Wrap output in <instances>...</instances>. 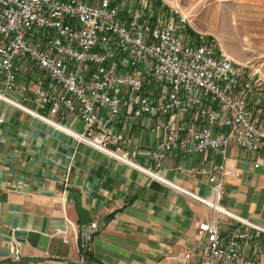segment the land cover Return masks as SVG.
Segmentation results:
<instances>
[{
  "label": "built area",
  "instance_id": "built-area-1",
  "mask_svg": "<svg viewBox=\"0 0 264 264\" xmlns=\"http://www.w3.org/2000/svg\"><path fill=\"white\" fill-rule=\"evenodd\" d=\"M152 12L150 3L129 0H0V99L175 189L181 188L160 173L172 150L219 156L190 167L211 191L209 197L186 192L214 215L198 225L182 261L264 264V227L219 204L225 179L238 175L225 167L228 147L255 152L261 144L254 121L262 102L258 70L235 63L204 34L193 41L177 9L166 17ZM66 115L83 130L63 125L59 118ZM141 117L156 132L146 151L127 134ZM142 154L151 167L136 161ZM222 216L237 223L226 225ZM95 228V221L83 225L84 247ZM20 252L11 247L13 262Z\"/></svg>",
  "mask_w": 264,
  "mask_h": 264
},
{
  "label": "crops",
  "instance_id": "crops-1",
  "mask_svg": "<svg viewBox=\"0 0 264 264\" xmlns=\"http://www.w3.org/2000/svg\"><path fill=\"white\" fill-rule=\"evenodd\" d=\"M168 3L187 18L189 33L204 34L235 63L258 70L262 102L254 121L261 144L255 152L228 147L225 167L238 175L225 179L219 204L264 227V0H153L159 11ZM9 96L45 112L16 93ZM0 119V264H184L182 253L197 240L198 225L214 215L187 192L210 196L206 177L190 167L219 156L172 150L160 173L181 188L175 189L1 99ZM59 121L83 130L70 115ZM152 122L141 117L127 128L143 151L156 142ZM136 161L152 166L143 154ZM90 221L96 228L84 247L82 227ZM13 245L21 251L17 263Z\"/></svg>",
  "mask_w": 264,
  "mask_h": 264
},
{
  "label": "rangeland",
  "instance_id": "rangeland-1",
  "mask_svg": "<svg viewBox=\"0 0 264 264\" xmlns=\"http://www.w3.org/2000/svg\"><path fill=\"white\" fill-rule=\"evenodd\" d=\"M129 1L133 5H137L138 4V0H129ZM141 2H147L148 4L150 3L152 5V9H153L152 16H154V15H158V16L162 15L163 16L164 15L166 17V16H168V14L170 13L171 10L175 9L174 6H172L170 3H168L169 4V6H168L169 9L167 11H163V10L159 11V10H157L158 9L157 6H155L153 4V0H141ZM138 5H140V3ZM177 10H178V8H177ZM188 34H189V36L192 37V40L195 41V40H198V35H200L201 33L193 35V34L188 32Z\"/></svg>",
  "mask_w": 264,
  "mask_h": 264
}]
</instances>
